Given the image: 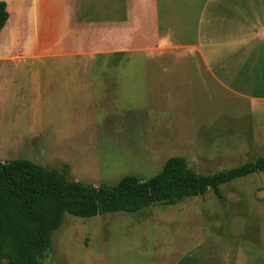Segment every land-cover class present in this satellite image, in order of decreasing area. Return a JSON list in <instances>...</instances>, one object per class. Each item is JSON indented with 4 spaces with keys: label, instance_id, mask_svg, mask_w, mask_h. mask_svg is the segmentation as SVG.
<instances>
[{
    "label": "rangeland",
    "instance_id": "1",
    "mask_svg": "<svg viewBox=\"0 0 264 264\" xmlns=\"http://www.w3.org/2000/svg\"><path fill=\"white\" fill-rule=\"evenodd\" d=\"M44 3L50 13L47 49L34 40L32 55L17 50L0 65V83H16L14 90L19 88L10 92L12 98L0 115L2 163L26 159L48 169L67 166L76 182L111 186L128 175L148 180L174 157L188 159L189 168L203 175L258 158L255 150L249 152L247 102L207 78L198 79L186 66L175 81L171 60L163 67L151 58L138 62L136 0ZM69 10L75 12L72 19ZM124 11L129 15L122 18ZM64 34L72 38L61 39ZM17 42L25 50L26 40ZM41 51L47 54H36ZM23 83L35 84L25 88ZM78 83L80 89H72ZM86 83L148 86L147 90L128 86L112 97L105 89L98 97L100 91L89 90ZM91 92L98 93L88 96ZM140 92L150 97L140 99ZM126 113L131 123L137 118L140 124L130 135H125L127 127L124 131L120 127ZM253 132H259L254 123ZM145 133L155 141V154L148 160L136 153ZM220 190L221 199L208 192L172 207L153 206L138 213L90 219L66 215L40 262L175 264L210 258L264 264V173Z\"/></svg>",
    "mask_w": 264,
    "mask_h": 264
},
{
    "label": "crops",
    "instance_id": "2",
    "mask_svg": "<svg viewBox=\"0 0 264 264\" xmlns=\"http://www.w3.org/2000/svg\"><path fill=\"white\" fill-rule=\"evenodd\" d=\"M42 1L0 0L5 3L8 14L6 24L0 32V65L15 55L17 50H22L24 55H32L34 40H40L41 47L44 45L47 49V22L50 13L46 3L42 4ZM59 5H62V11L66 8L64 1L59 2ZM69 5L72 3L69 2ZM69 13L68 16L72 19L75 12L69 10ZM134 13L138 62H141V57L145 63L151 58L154 65L163 67L164 61L171 60L173 65L170 66L174 67L171 78L174 76L175 81L180 79L179 73L186 66L189 73L196 72L198 79L199 76L201 79L207 78L216 87L247 102L251 119L248 130L249 152L255 150L258 157L264 156V0H136ZM124 15L127 17L129 12L124 11L122 18ZM71 35L64 34L60 38L71 39ZM21 39L26 40L23 44H26L25 50L18 46L17 40ZM36 54L44 55L47 52ZM34 84L23 83V87L32 88ZM15 85L16 83H0L1 116L10 100V92L19 89L14 90ZM85 85L89 90L92 88V91H100L93 92L94 94L91 92L88 96L94 97L98 93V97H102L100 93L109 89L112 97L117 96L118 90H124L128 86L147 90L148 83ZM80 87L81 83H78L72 89ZM137 97L142 99L150 97V94L140 92ZM128 116L126 113L127 118L122 116L120 120L122 130L128 128L125 135H130L134 128L140 127V124L137 125V118L131 123L132 118ZM253 123L259 129L258 134L253 132ZM138 143L136 153L146 155V160L155 154V141L150 134L140 136ZM186 162L188 163V159ZM175 264L239 263L234 259L219 261L196 258Z\"/></svg>",
    "mask_w": 264,
    "mask_h": 264
},
{
    "label": "trees",
    "instance_id": "3",
    "mask_svg": "<svg viewBox=\"0 0 264 264\" xmlns=\"http://www.w3.org/2000/svg\"><path fill=\"white\" fill-rule=\"evenodd\" d=\"M0 2V32L8 19ZM255 173H264V156L213 174H199L179 157L170 158L148 180L124 176L108 186L76 182L67 166L48 169L28 160L0 162V264H41L52 235L66 215L90 219L114 213H138L153 206L172 207Z\"/></svg>",
    "mask_w": 264,
    "mask_h": 264
}]
</instances>
